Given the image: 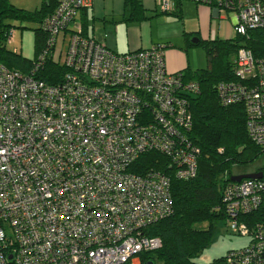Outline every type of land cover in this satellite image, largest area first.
Instances as JSON below:
<instances>
[{"label": "built area", "instance_id": "built-area-1", "mask_svg": "<svg viewBox=\"0 0 264 264\" xmlns=\"http://www.w3.org/2000/svg\"><path fill=\"white\" fill-rule=\"evenodd\" d=\"M93 1H58L28 73L0 61V264H141L140 254L162 246L144 231L172 215V178L197 172L187 94L198 81L167 70L164 43L117 53L85 35L75 17ZM192 1L233 13L237 36L264 27V0ZM156 2L175 9L174 0ZM47 56L65 68L56 83L37 77ZM232 73L216 86L219 101L244 106L247 133L264 147V57L240 46ZM151 151L168 172L135 171ZM214 211L249 239L224 264H264L263 176L227 181Z\"/></svg>", "mask_w": 264, "mask_h": 264}, {"label": "trees", "instance_id": "trees-1", "mask_svg": "<svg viewBox=\"0 0 264 264\" xmlns=\"http://www.w3.org/2000/svg\"><path fill=\"white\" fill-rule=\"evenodd\" d=\"M58 1L43 0L39 9L28 12L14 7L9 0H0L2 63L28 73L45 47L46 40L41 28L36 29L35 56L33 59L24 58L6 49L4 41L12 27L3 25L2 20L9 16L28 17L37 19L41 24L54 11ZM125 5L132 9L130 11L134 19L143 18L138 0H125ZM240 46L251 50L256 58L264 57V27L250 30L247 36L235 35L231 39L203 43L209 66L195 71H182L185 81L196 80L199 83L197 93L187 94L193 121L189 136L200 148L197 172L189 179L172 178V215L144 231L147 237H159L162 246L158 250L140 254L141 264H196L195 259L213 242L214 225L223 221L222 213L215 212L214 208L220 205L222 188L234 174L233 168L249 164L264 153V147L255 144L247 133L244 106H223L216 90L219 82L234 79L233 62L228 61L227 55L236 52ZM64 71L62 64L47 56L37 77L56 83ZM134 166L138 173L152 167L166 172L170 170L166 157L155 151L140 155ZM257 171H261L264 178V165ZM259 218L260 215L256 220ZM203 223L208 225L206 229L202 228ZM210 264H224V259Z\"/></svg>", "mask_w": 264, "mask_h": 264}, {"label": "crops", "instance_id": "crops-1", "mask_svg": "<svg viewBox=\"0 0 264 264\" xmlns=\"http://www.w3.org/2000/svg\"><path fill=\"white\" fill-rule=\"evenodd\" d=\"M138 1L143 11L140 19L133 18L125 0H94L91 7L77 12L75 20L85 35L118 53L165 43V65L171 73L207 68L203 43L233 38L231 30L234 31L236 18L231 12H217L209 5L191 0H174L175 9L165 15L156 0ZM187 19L191 20L187 22ZM123 34L127 43L119 42ZM65 35L61 40L63 45L69 33ZM197 48L202 50L201 59L193 56V49Z\"/></svg>", "mask_w": 264, "mask_h": 264}, {"label": "rangeland", "instance_id": "rangeland-1", "mask_svg": "<svg viewBox=\"0 0 264 264\" xmlns=\"http://www.w3.org/2000/svg\"><path fill=\"white\" fill-rule=\"evenodd\" d=\"M10 3L16 7L25 11L34 12L42 6L43 0H9ZM192 1V0H191ZM194 2V1H193ZM202 4V3H198ZM207 5V4H205ZM165 15L168 13H164ZM191 19H187L189 22ZM3 25H7L14 29L13 38L8 43L5 42V47L9 51H15L24 58L33 59L35 56V32L40 27V22L34 18H15L5 17L2 20ZM235 31L231 30V37L235 36ZM7 42V43H6ZM119 42L127 43L126 34L120 36ZM102 43V42H101ZM104 44V43H102ZM165 44V43H164ZM105 45V44H104ZM65 46L61 42V38H58L56 50L61 49L64 53ZM193 56L196 59H201L203 56L202 50L197 48L193 49ZM236 57V52H231L227 55V59L233 62ZM59 61H63V55L59 58ZM264 165V153L257 157L253 162L244 166H235L233 168L234 174L253 173L257 168ZM207 224L203 223L202 228L206 229ZM249 243L248 237L237 235L234 232L229 231L224 222L221 221L214 225L213 242L212 244L202 251L198 258L195 259L196 264H210L215 260L224 259L230 251L238 250L245 247Z\"/></svg>", "mask_w": 264, "mask_h": 264}, {"label": "water", "instance_id": "water-1", "mask_svg": "<svg viewBox=\"0 0 264 264\" xmlns=\"http://www.w3.org/2000/svg\"><path fill=\"white\" fill-rule=\"evenodd\" d=\"M263 173L261 171L253 172V173H245V174H233L230 176L231 181H239L242 178H261Z\"/></svg>", "mask_w": 264, "mask_h": 264}]
</instances>
